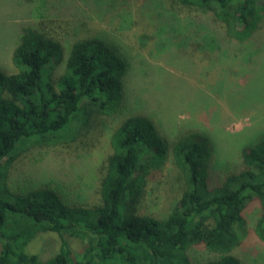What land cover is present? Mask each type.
Returning a JSON list of instances; mask_svg holds the SVG:
<instances>
[{"label": "trees", "instance_id": "obj_1", "mask_svg": "<svg viewBox=\"0 0 264 264\" xmlns=\"http://www.w3.org/2000/svg\"><path fill=\"white\" fill-rule=\"evenodd\" d=\"M8 1L16 21L9 22L6 45L14 68L0 70V264H241L234 250L248 233L243 212L253 201L259 204L253 231L264 242V137L243 147L239 162L211 167L204 134L189 130L171 141L150 113L122 107L145 63L84 24L65 41L53 36L83 14L130 12V0ZM140 11L164 18L161 30L172 25L180 33L168 41L176 39L181 57L193 44L206 53L237 43L250 47L249 57L264 49V0H143ZM123 111L129 114L99 166L94 205L78 202L63 183L10 176L21 151L91 138L105 117ZM169 155L185 187L167 217L141 213L147 177ZM48 232L60 238L57 251L47 258L29 251ZM69 239L81 248L75 252ZM198 248L203 257L195 255Z\"/></svg>", "mask_w": 264, "mask_h": 264}, {"label": "rangeland", "instance_id": "obj_2", "mask_svg": "<svg viewBox=\"0 0 264 264\" xmlns=\"http://www.w3.org/2000/svg\"><path fill=\"white\" fill-rule=\"evenodd\" d=\"M130 1V12L116 13L107 8L104 17L83 14L73 25L63 23V28L53 36L65 41L84 24L90 34L101 32L103 37L114 38L124 55L145 63L141 75L133 74L131 93H125L122 107H128L131 113L141 109L150 113L160 135L171 141L189 130L204 134L212 145L211 167L239 162L241 149L264 137V49L261 55L249 57L250 47L237 43L224 44L220 50L206 53L193 44L185 48L187 51L181 57L176 39L168 41L177 34L180 38V33L171 31L172 25L161 30L164 18L151 11L141 13L143 0ZM15 21L9 1L0 0V70L5 72L14 68L6 45L7 29ZM126 111L105 117L91 138L21 151L10 166V176L32 179L35 185L63 183L72 188L78 202L94 205L99 200V166L112 152V132L128 116ZM184 187L183 176L169 155L166 164L147 177L141 213L167 217ZM243 214L248 233L234 253L241 264H264V242L253 231L259 215L258 202H251ZM69 240L75 252L81 248L78 242ZM59 245L56 233H40L28 249L47 258ZM194 253L203 257L205 250L198 248Z\"/></svg>", "mask_w": 264, "mask_h": 264}]
</instances>
